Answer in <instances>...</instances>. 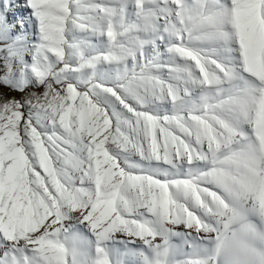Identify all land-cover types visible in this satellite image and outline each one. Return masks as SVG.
I'll return each mask as SVG.
<instances>
[{
	"label": "snow or ice",
	"instance_id": "snow-or-ice-1",
	"mask_svg": "<svg viewBox=\"0 0 264 264\" xmlns=\"http://www.w3.org/2000/svg\"><path fill=\"white\" fill-rule=\"evenodd\" d=\"M0 264H264V0H0Z\"/></svg>",
	"mask_w": 264,
	"mask_h": 264
}]
</instances>
